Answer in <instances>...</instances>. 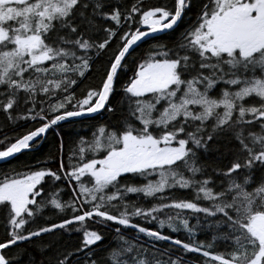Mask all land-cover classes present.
Listing matches in <instances>:
<instances>
[{"label": "snow or ice", "instance_id": "1", "mask_svg": "<svg viewBox=\"0 0 264 264\" xmlns=\"http://www.w3.org/2000/svg\"><path fill=\"white\" fill-rule=\"evenodd\" d=\"M191 4L174 0L172 8L144 9L135 0L125 9L121 0H0V111L13 124L39 121L11 142L0 139V160L32 148L69 118L116 108L127 113L116 125L96 127L91 140L80 137L67 165L61 158L55 170L38 166L0 179V204L8 207L0 264H20L24 250L8 252L19 242L72 230L74 223L82 232L79 246L49 264H73V258L75 264L80 258L83 264H181L179 257L163 259L168 249L161 251L158 242L202 253L206 264H264V0H204L194 26L171 47L150 46L122 85L119 104L110 103L130 50L150 34L174 30ZM101 58L100 83L77 96L74 86ZM17 108L23 111L13 118ZM256 126L259 131L249 130ZM220 142L232 145V160L213 170L221 177L215 180L204 175L208 165L200 153ZM49 180L54 191L46 192ZM56 184L71 190L67 200ZM176 189H191L193 199L174 198ZM141 196L159 202L136 206ZM46 209L67 218H44V226L29 229ZM185 210L214 220L232 250L214 253L164 234L165 226L195 231L199 215L190 227ZM133 217L157 222L160 230L134 224ZM86 219L132 227L147 246L116 229L121 243L97 260L92 249L104 235L84 227ZM25 264L37 262L29 257Z\"/></svg>", "mask_w": 264, "mask_h": 264}, {"label": "trees", "instance_id": "2", "mask_svg": "<svg viewBox=\"0 0 264 264\" xmlns=\"http://www.w3.org/2000/svg\"><path fill=\"white\" fill-rule=\"evenodd\" d=\"M134 2L135 0H121V6L125 9H128ZM203 3L204 0H192L191 7L184 12L183 18L179 21L174 30H170L167 33L144 41L127 55V59L119 72V78L116 83V92L110 99V103L114 107L119 104L121 99L122 85L128 80L129 77H131L136 65L141 59L145 57L146 51L150 48V46L156 43H161L167 47H171L173 42L178 40L180 33L185 32L194 26L196 23V17ZM173 5L174 0H141V6L144 9H147L148 7L160 6L172 8ZM141 28L143 30L144 26H141ZM113 47H115V45H113ZM109 51H111V49H109ZM104 67L105 63L103 58L96 61L95 65L93 66V70H90L89 74L83 78L80 85L78 87L74 86L77 96H79L81 89L96 87L100 83ZM95 69H98V71ZM218 87H223V85L221 84ZM247 103L252 104L254 101L247 100ZM22 111L23 110L19 108L15 109L12 112L13 118L16 117L17 113ZM122 112L124 115H127L123 109L116 108L114 113H108L104 110H101L98 113H94L79 120L59 122L58 127L53 126L47 130L32 148L28 150H22L16 156L1 162L0 179H2L5 175H10L12 171L22 173L29 169L35 170L38 166L55 170L57 169L61 158H63L64 163L67 165L68 153L77 147L76 142L80 139V137L91 140L92 132L96 127L101 124H106L110 127L112 125H116L117 122L122 119ZM38 124L39 121H36L35 124L32 122L26 123L24 121H17L15 124H13L7 119L6 114L3 111H0V139H2L4 136H8L11 142V139L35 126H38ZM249 130L259 131V128L256 126ZM61 143L63 145L62 150ZM231 148V144L220 142L218 146L210 145L207 152L201 151L200 158L208 165L204 171L205 176L212 175L215 180L221 179V177L216 175L213 170L217 167L223 170L230 164L232 160V153L229 149ZM87 158H91V154H88ZM37 162H40V164L37 165ZM260 174L261 169H254L253 175L256 179L259 178ZM185 175L188 174L185 173ZM202 178L203 177L200 174H197L195 177V179ZM81 179L83 180L84 178L82 177ZM74 184L75 182H73V185ZM44 186L46 192L54 191L52 181L49 180ZM55 187L64 188V191L61 194L62 200H67L71 195V190L65 185L56 184ZM216 190L218 191L219 189L216 188ZM171 194L176 199L191 200L194 197V193L191 189H176L172 191ZM41 195L43 196L44 193ZM164 195H169V192L166 191ZM128 199L137 200V197L134 194H129ZM157 202L159 201L153 200L151 198L144 199L141 196L136 206L149 207L153 203ZM164 202L167 203V201ZM197 202H200L202 206H207L203 203V201ZM112 214H116V211L112 210ZM197 215H199V225L191 235L183 229L173 232L169 230L167 226H165L162 231L164 234L180 239L183 242H190L193 244L203 243L205 250H210L214 253H226L231 251L233 245L224 239V229L218 228L215 224V221L210 218H205L203 213L196 214L191 213L189 210H185L184 218L188 220L189 226L191 227L192 225L197 224ZM7 217L8 207L0 204V241H2L6 236L5 225L7 222ZM44 218H47L48 221L57 222L60 218H67V215L46 209L43 211V218L36 219L34 222L28 225V228L35 230L38 226H44ZM132 223L139 224L145 228L160 230L158 228L157 222L144 220L139 217H133ZM83 226L89 230L102 231L104 235L103 243L92 249L95 252L94 258L97 260H102L105 257V253L109 249L115 248L121 243L116 239V229H119V235L124 237V239L145 244V246H147L146 238L143 236V234H138L132 227L120 226L116 222H108L107 227H101L100 225L94 223L91 219H86ZM77 227L78 225L74 223L72 230H54L50 234H41V236L38 238H32L27 242H19L16 246L10 247L8 252L15 253L18 250H24V255L21 257L20 264H25V261H27L29 257L34 258L37 264H41V262L42 264H49L50 260L54 261L56 259L59 252L73 251L79 246V241L82 239V232H77L75 230ZM214 237L215 239H213ZM209 244L212 245L210 249L207 248ZM43 245H49V247H42ZM156 247L161 251L168 249V252L162 257L163 259L179 257L181 259V264H206L208 259L203 257L202 253L183 250L181 247L174 244L170 245V242H158L156 243ZM75 259L76 258H73V264H75ZM80 260L81 264H83L82 258H80Z\"/></svg>", "mask_w": 264, "mask_h": 264}, {"label": "water", "instance_id": "3", "mask_svg": "<svg viewBox=\"0 0 264 264\" xmlns=\"http://www.w3.org/2000/svg\"><path fill=\"white\" fill-rule=\"evenodd\" d=\"M178 23H179V22H178ZM176 26H177V25H176ZM176 26H175V27H176ZM169 31H170V30H167V31H164V32H160V33L150 34V36H149L148 38H144L141 42H138L137 45L134 46V47L130 50V52H131L132 50H134L137 46H139L140 44H142L144 41H146V40H148V39H150V38H153V37H155V36H158V35H161V34L167 33V32H169ZM92 114H94V113H91V114H85V115L80 116V117L69 118V120H79V119L85 118V117H87V116H89V115H92ZM17 154H18V153H17ZM17 154H15L14 156H16ZM3 161H5V160H0V163L3 162Z\"/></svg>", "mask_w": 264, "mask_h": 264}]
</instances>
